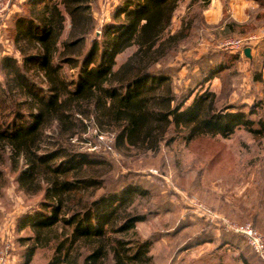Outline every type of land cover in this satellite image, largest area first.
<instances>
[{"label":"trees","instance_id":"1","mask_svg":"<svg viewBox=\"0 0 264 264\" xmlns=\"http://www.w3.org/2000/svg\"><path fill=\"white\" fill-rule=\"evenodd\" d=\"M91 2L26 0L28 9L16 16L13 41L21 63L8 55L0 61V164L7 154L18 186L42 193L38 208L22 219L32 232L21 238L32 240L26 261L53 241L48 264H69L75 247L87 250L83 264H152L153 240L135 228L146 213L134 202L147 190L128 174L107 171L102 154L73 149L68 140L93 126L96 137L112 136L116 150L156 152L182 132L190 141L227 137L242 126L262 137L264 113L253 119L257 106L245 112L234 105L218 112L213 91L196 88L190 99L192 92L174 90L167 62L190 26L170 30L180 0H119L99 29ZM96 30L100 38L91 37L86 47ZM212 56L198 61L202 80L196 87L221 71L208 64ZM65 65L74 74H65Z\"/></svg>","mask_w":264,"mask_h":264},{"label":"rangeland","instance_id":"2","mask_svg":"<svg viewBox=\"0 0 264 264\" xmlns=\"http://www.w3.org/2000/svg\"><path fill=\"white\" fill-rule=\"evenodd\" d=\"M118 1L92 0L90 9L97 29L110 20ZM206 1L179 2L170 30L177 31L185 22L190 26L187 36L170 53L167 62L171 84L177 92H192L190 99L196 88L213 91L214 110L218 112H226V107L232 105L245 112L250 106H257L251 116L256 119L264 113V42L261 41L264 35L261 33L257 38L251 58L243 53L232 54L223 42L264 29V9L247 7L245 3H251L250 0H236L239 4L234 0H209L207 4ZM27 9L26 0H0V61L8 55L21 63L13 35L16 16ZM68 30L66 22L63 39L67 38ZM96 31L87 39L86 47L91 37H99L100 32ZM209 52L213 56L208 64L221 65V71L203 86L196 87L202 80L197 78L201 74L198 61ZM125 56L118 57V63ZM63 71L72 75L75 68L65 65ZM35 79L39 80L36 76ZM3 81L0 67V82ZM6 103L11 106L8 99ZM4 111L9 112L8 108ZM184 136L182 132L170 144L160 145L156 152L119 151L111 146L112 136L98 138L93 126H89L85 133L68 140V145L102 154L110 164L105 168L107 171L114 175L128 174L147 190V195L134 202L139 211L146 213V219L136 223L135 228L140 237L153 240L149 251L152 264H264L244 236L233 232L223 221L249 222L264 235V136H253L242 126L227 137L207 135L186 141ZM3 159L0 164V253L10 242L14 257L10 264H48L55 242L35 248L26 261L24 252L32 240L21 239L32 235L22 219L30 210L38 208L42 193L24 192L18 186L17 170L12 168L7 154ZM198 203L210 208L213 218L204 215ZM75 251L79 254L76 260ZM86 252L85 248L76 250L75 247L67 261L83 264Z\"/></svg>","mask_w":264,"mask_h":264},{"label":"built area","instance_id":"3","mask_svg":"<svg viewBox=\"0 0 264 264\" xmlns=\"http://www.w3.org/2000/svg\"><path fill=\"white\" fill-rule=\"evenodd\" d=\"M10 1V0H9ZM259 33L248 34L244 38H230L223 42V46L227 49L232 50L233 53H243L246 47L253 48L257 46L258 40L261 33L264 35V29H259ZM198 207L203 212L204 215L213 218V213L210 208L206 207L203 204L198 203ZM214 218H218L215 216ZM224 224L231 229L233 232L241 234L244 236L247 245L251 250L258 256V258L264 263V235L251 223H233L224 219ZM12 244L8 242L5 247L2 248L0 253V264H10L14 260V257L11 254Z\"/></svg>","mask_w":264,"mask_h":264},{"label":"crops","instance_id":"4","mask_svg":"<svg viewBox=\"0 0 264 264\" xmlns=\"http://www.w3.org/2000/svg\"><path fill=\"white\" fill-rule=\"evenodd\" d=\"M250 1H251V3H248V4L244 2L245 5H246L247 7H252V8H253V7H258L259 9H262V10L264 9V5H262V4H258V3L255 2L254 0H250ZM234 2H235V4H239V3H237L238 1L236 2V0H234ZM242 3H243V1H242ZM247 18H248V17H247ZM243 19L245 20L246 17L243 18ZM253 50H254V49L251 50L252 53H253Z\"/></svg>","mask_w":264,"mask_h":264},{"label":"water","instance_id":"5","mask_svg":"<svg viewBox=\"0 0 264 264\" xmlns=\"http://www.w3.org/2000/svg\"><path fill=\"white\" fill-rule=\"evenodd\" d=\"M244 55H246V56H249L250 55V48L249 47H246L244 49Z\"/></svg>","mask_w":264,"mask_h":264}]
</instances>
